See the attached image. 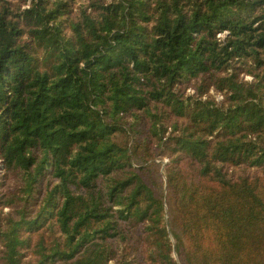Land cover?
<instances>
[{
	"label": "trees",
	"instance_id": "obj_1",
	"mask_svg": "<svg viewBox=\"0 0 264 264\" xmlns=\"http://www.w3.org/2000/svg\"><path fill=\"white\" fill-rule=\"evenodd\" d=\"M0 264H264V0H0Z\"/></svg>",
	"mask_w": 264,
	"mask_h": 264
},
{
	"label": "rangeland",
	"instance_id": "obj_2",
	"mask_svg": "<svg viewBox=\"0 0 264 264\" xmlns=\"http://www.w3.org/2000/svg\"><path fill=\"white\" fill-rule=\"evenodd\" d=\"M172 238H173V240H174V237H173V235H172Z\"/></svg>",
	"mask_w": 264,
	"mask_h": 264
}]
</instances>
